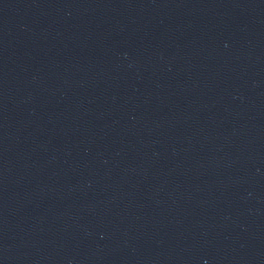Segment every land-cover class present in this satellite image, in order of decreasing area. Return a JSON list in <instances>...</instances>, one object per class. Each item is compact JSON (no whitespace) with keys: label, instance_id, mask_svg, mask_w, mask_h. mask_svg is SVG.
<instances>
[{"label":"water","instance_id":"1","mask_svg":"<svg viewBox=\"0 0 264 264\" xmlns=\"http://www.w3.org/2000/svg\"><path fill=\"white\" fill-rule=\"evenodd\" d=\"M0 264H264V0H0Z\"/></svg>","mask_w":264,"mask_h":264}]
</instances>
